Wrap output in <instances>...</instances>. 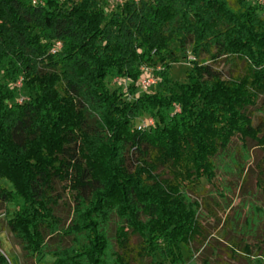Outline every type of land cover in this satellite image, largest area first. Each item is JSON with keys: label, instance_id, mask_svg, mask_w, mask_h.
Listing matches in <instances>:
<instances>
[{"label": "trees", "instance_id": "obj_1", "mask_svg": "<svg viewBox=\"0 0 264 264\" xmlns=\"http://www.w3.org/2000/svg\"><path fill=\"white\" fill-rule=\"evenodd\" d=\"M187 51L186 81L170 82ZM220 60L242 73L224 77ZM143 65L152 91L139 89ZM109 77L126 83L111 90ZM263 93L258 0H0V226L28 264H216L219 241L230 259L264 264V203L235 206L232 181L218 182L234 142L264 147L252 113ZM142 116L153 125L138 129ZM201 180L218 218L198 199ZM0 264H11L1 251Z\"/></svg>", "mask_w": 264, "mask_h": 264}, {"label": "rangeland", "instance_id": "obj_2", "mask_svg": "<svg viewBox=\"0 0 264 264\" xmlns=\"http://www.w3.org/2000/svg\"><path fill=\"white\" fill-rule=\"evenodd\" d=\"M187 57H183V53H179V59L170 64L167 75L168 79L172 83H183L186 81V71L189 68L188 60L191 59L188 51L186 52ZM214 67L220 70L224 77H232L242 73V62L230 63L224 60H220L218 63L214 64ZM110 78V77H109ZM118 82H114V79L110 78V82H108L109 88L112 90L116 88ZM13 87L19 88L15 85ZM152 91V88L149 90ZM20 96V95H19ZM20 101L24 99V97H18ZM253 113V124L259 125L262 129V133L264 134V93L259 95L257 104L255 108H252ZM144 116L140 117L143 119ZM138 123V119H136ZM247 149H242L238 142H234L230 147L227 155L224 157V168L222 174L219 176L218 182H227V180L232 181L234 186L236 187L234 196L230 194V197L233 199V205L238 206V204L245 200L246 203H255L258 205H263L264 203V194L260 189L255 187V179L258 176L260 170H263L264 173V147L261 145H257L253 141H248ZM247 150V151H246ZM247 152V154H246ZM234 163H239V165L244 167L245 169L242 171L240 175V170L234 165ZM226 168V169H225ZM264 178V175L262 176ZM3 183L10 188V183L4 179ZM226 184V183H225ZM12 188V187H11ZM198 199L202 200V205L204 209L213 212L217 215V218L220 217V211L216 207L214 202H217V198L214 197V192L211 191V188L206 185L204 180H201L198 188H197ZM62 203L57 207L56 214L61 218L65 225H67L70 221L72 213L70 212V207H68V197H62ZM9 213H11L16 206L13 204L8 205ZM243 211V210H242ZM5 215L1 214L0 218H4ZM117 218L113 215L108 223L107 229L108 234L111 239L112 244L114 245V228ZM208 223L211 228H213V234L215 236L220 235V224H218V219L212 216L211 213L208 214L207 218ZM56 239L52 241L55 242ZM139 241V238L136 236H132L130 239V245L134 247V245ZM218 245V255L216 257V264H224L225 262H231L232 264H245V260L239 256L235 259H230L229 251L222 241L217 243ZM115 246V245H114ZM0 251L5 254V256L9 259L11 264H28L25 263L22 258V249L21 245L14 238V236L9 231L8 227L2 223L0 226ZM185 254L187 252L185 251ZM51 258L49 256H45L42 259L37 260V264H50ZM188 264H195L190 262Z\"/></svg>", "mask_w": 264, "mask_h": 264}, {"label": "built area", "instance_id": "obj_3", "mask_svg": "<svg viewBox=\"0 0 264 264\" xmlns=\"http://www.w3.org/2000/svg\"><path fill=\"white\" fill-rule=\"evenodd\" d=\"M137 1V0H135ZM260 2V4L263 6L264 8V0H258ZM111 3H114V4H118V3H121L122 0H110ZM56 46V49L60 47V42H56L55 44ZM140 71H141V74H140V77L138 79V86H139V89L141 91H148L154 84L157 83L158 81V78L155 76V74L153 73V70L151 67L147 66V65H143L140 67ZM114 81L115 82H118V83H123L125 84L126 81L125 80H122L118 77H115L114 78ZM22 84L21 82V78L16 82L15 86L17 87H20ZM175 107L177 109H179V107L177 105H175ZM153 125V119L151 117H147V118H144L143 120H141V122L137 125V128L138 129H144L148 126H151Z\"/></svg>", "mask_w": 264, "mask_h": 264}, {"label": "crops", "instance_id": "obj_4", "mask_svg": "<svg viewBox=\"0 0 264 264\" xmlns=\"http://www.w3.org/2000/svg\"><path fill=\"white\" fill-rule=\"evenodd\" d=\"M190 262H193V263H195L194 261H190ZM190 262H189V263H190ZM187 264H188V263H187Z\"/></svg>", "mask_w": 264, "mask_h": 264}]
</instances>
